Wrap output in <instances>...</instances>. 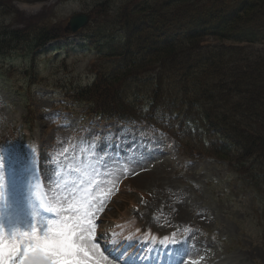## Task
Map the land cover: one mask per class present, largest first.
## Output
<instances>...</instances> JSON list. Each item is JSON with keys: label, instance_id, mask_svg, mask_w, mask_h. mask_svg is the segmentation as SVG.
<instances>
[{"label": "rangeland", "instance_id": "rangeland-1", "mask_svg": "<svg viewBox=\"0 0 264 264\" xmlns=\"http://www.w3.org/2000/svg\"><path fill=\"white\" fill-rule=\"evenodd\" d=\"M103 1H3L5 14L13 12L14 26L27 30L44 26L59 37L38 54V77L29 79L23 70L31 56L23 46L10 57L11 63L21 66L16 72L6 71L7 65L0 60V80L9 82L4 86L0 83V227L9 232L27 231L38 219L21 184V177L25 181L31 178L33 169L36 174L30 182L37 188V179L46 176L51 186L44 187V195L57 206L62 220L70 214L69 208L78 209L80 216L91 211L98 238L104 230L113 228V218L118 220L132 209L140 227L148 226L146 229L157 234L137 246L153 252L151 262L264 264V192L245 188L224 161L187 158L175 141L153 128L83 118L84 108L75 111L78 104L65 97V87L81 88L96 82L102 73L100 52L84 47L85 40L99 35L94 31L96 23H103L114 15L111 10L130 0H107L101 6ZM144 1L137 0L134 5ZM169 1L151 0L155 4ZM81 12L91 16L88 26L77 33L66 30L70 17ZM207 39L212 41L213 37ZM100 44L106 45L104 53L124 52V41ZM262 46L256 43V47ZM122 59L124 55L115 61ZM255 61L258 59L253 57ZM34 79L38 81L32 85ZM108 82L112 87L120 83L117 79ZM127 83L133 86L131 79ZM28 103L34 107L29 113ZM77 128L79 134L74 133ZM128 147L135 153L128 154ZM150 149L153 151L144 155ZM120 154L123 157H118ZM103 199L110 206L94 218V207ZM10 209L12 216H18L14 223L6 220L5 212ZM100 217L103 221L96 223L94 219ZM46 222L54 224L53 220ZM126 229V240L135 247L137 233ZM114 233L107 232V238ZM161 238H168L169 243L177 241L164 250L163 256ZM108 256V264L143 263L131 253L125 255V262Z\"/></svg>", "mask_w": 264, "mask_h": 264}, {"label": "trees", "instance_id": "trees-1", "mask_svg": "<svg viewBox=\"0 0 264 264\" xmlns=\"http://www.w3.org/2000/svg\"><path fill=\"white\" fill-rule=\"evenodd\" d=\"M3 1L0 60L25 47L32 64L23 70L35 78L37 55L59 36L14 26ZM136 1L111 10L96 23L100 34L87 36L84 47L100 51L102 73L91 86H72L73 97L105 119L155 125L189 158L223 160L245 188L264 192V0ZM103 41H124L123 54L104 53Z\"/></svg>", "mask_w": 264, "mask_h": 264}, {"label": "snow or ice", "instance_id": "snow-or-ice-1", "mask_svg": "<svg viewBox=\"0 0 264 264\" xmlns=\"http://www.w3.org/2000/svg\"><path fill=\"white\" fill-rule=\"evenodd\" d=\"M2 187L3 178L0 177V189ZM41 207L43 205L39 204ZM46 210L56 211L59 219L58 210L51 207ZM68 211L69 217L60 220L59 224L50 225L38 216L27 231L16 229L9 232L0 227V264H108L109 256L104 255L107 249L101 251L99 240L102 234L99 238L95 235L91 211L83 216L78 214V209L69 208ZM167 242V238L161 241ZM114 259L119 260V257Z\"/></svg>", "mask_w": 264, "mask_h": 264}, {"label": "water", "instance_id": "water-1", "mask_svg": "<svg viewBox=\"0 0 264 264\" xmlns=\"http://www.w3.org/2000/svg\"><path fill=\"white\" fill-rule=\"evenodd\" d=\"M90 17L85 13H78L70 17L66 30L77 32L89 23Z\"/></svg>", "mask_w": 264, "mask_h": 264}, {"label": "bare ground", "instance_id": "bare-ground-1", "mask_svg": "<svg viewBox=\"0 0 264 264\" xmlns=\"http://www.w3.org/2000/svg\"><path fill=\"white\" fill-rule=\"evenodd\" d=\"M148 173H149V172H147V174H145V175H148ZM150 173H151V172H150ZM31 178H32V177H31ZM143 239H144V237H142V240H143Z\"/></svg>", "mask_w": 264, "mask_h": 264}]
</instances>
